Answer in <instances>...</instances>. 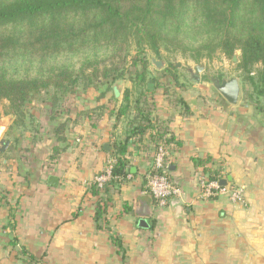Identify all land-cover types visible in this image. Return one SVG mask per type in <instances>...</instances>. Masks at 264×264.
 Returning <instances> with one entry per match:
<instances>
[{"label": "crops", "instance_id": "obj_1", "mask_svg": "<svg viewBox=\"0 0 264 264\" xmlns=\"http://www.w3.org/2000/svg\"><path fill=\"white\" fill-rule=\"evenodd\" d=\"M167 81L189 112L157 86L152 121L166 127L167 175L180 196L163 207L147 196L155 131L131 135L133 114L117 115L132 84L78 87L46 133L15 134L0 152V264H264V108L254 107L241 84L231 104L209 81ZM59 121L66 122L64 141L54 135ZM126 138L131 177L92 194V179ZM54 146L63 150L50 162ZM207 170L241 186L244 202L201 198L197 176L208 177ZM102 200L105 214L96 222ZM145 208L148 226L140 227Z\"/></svg>", "mask_w": 264, "mask_h": 264}, {"label": "trees", "instance_id": "obj_2", "mask_svg": "<svg viewBox=\"0 0 264 264\" xmlns=\"http://www.w3.org/2000/svg\"><path fill=\"white\" fill-rule=\"evenodd\" d=\"M161 47L195 63L218 52L232 59L240 50L237 69L257 97L264 95V0H0V101H7L5 114L14 115L15 124L25 105L41 94H49L52 107H58L78 87L127 80L132 88L124 90L117 115L133 114L131 135L154 130L155 145L166 144V127L152 121L154 101L147 88L156 80L149 77L146 50L161 57ZM173 69L169 65L161 71L181 85ZM158 82L170 103H180L188 113L186 103L169 92L170 82ZM249 98L261 111L258 99ZM65 129V121L55 126L58 141L65 140ZM126 142L114 145L112 178L100 189L91 182L92 194L126 180ZM62 150L54 146L49 161ZM205 172L209 179H220ZM105 206L103 200L96 204V222Z\"/></svg>", "mask_w": 264, "mask_h": 264}, {"label": "rangeland", "instance_id": "obj_3", "mask_svg": "<svg viewBox=\"0 0 264 264\" xmlns=\"http://www.w3.org/2000/svg\"><path fill=\"white\" fill-rule=\"evenodd\" d=\"M129 50H130L129 51L130 54H133L135 52L134 46L131 45ZM160 54H161V58L164 59L165 62L168 63V65H170L171 69L174 68L172 71L175 72V76H177L180 81L184 82L186 86H190L191 85L190 83L193 81L187 69L192 68L191 66L198 64L204 67V70L200 71L199 73L200 80L209 81V79L215 80L220 77L222 78H227L230 76L236 77L237 80L240 82L239 85L240 84L242 85V93L244 94L246 90V93L252 95L253 98H257L259 104H262L264 108V95H260L259 97L256 96V94L252 90V86L250 85L249 81L246 79L243 73L237 69V65H236L237 60L233 61L232 59H229L226 56H224L222 53L218 52L214 54L211 59H202L199 63H195L187 56L182 55L180 52H169L166 51L163 47L160 48ZM146 55L148 59L151 56H154L150 50H146ZM175 64H178V66H175ZM257 68L258 65L253 67V72L251 73L252 76H255V70ZM162 72L163 71L161 70L157 71L155 69H153L152 72H149V77L154 78L156 80L155 83L154 82L149 83L150 84V88H148L149 90L152 91L155 87H157L156 86L157 80H159L158 83L167 82L168 78H166L165 77L166 75ZM99 84L102 85L100 80L96 85ZM96 85H94L93 88H96ZM168 90L169 92L173 91V89L170 87H168ZM213 90L215 91L214 87L212 86V91ZM135 94H136L135 90L132 89L130 96L131 99L134 98ZM60 105H58V107ZM6 107H7V101L1 100L0 118H4L6 116L11 115V114H5ZM58 107L57 105L55 107H52L49 94L48 95L41 94L35 97L32 101L28 102L25 105L23 116H19L15 124H13L15 117L14 115H11L12 123L9 125L7 131L5 132V135L2 136V139L3 140L11 139L13 146V144L15 143L14 142L15 134H21V132H24L26 130L30 132L34 130L39 131L40 128L43 129L44 133H46L50 129L49 118L52 119L53 115L56 116L57 114H61V111L58 109ZM6 151L7 150L2 152V154L4 155Z\"/></svg>", "mask_w": 264, "mask_h": 264}, {"label": "built area", "instance_id": "obj_4", "mask_svg": "<svg viewBox=\"0 0 264 264\" xmlns=\"http://www.w3.org/2000/svg\"><path fill=\"white\" fill-rule=\"evenodd\" d=\"M168 149L163 142L155 146L152 164L150 169L145 173L144 184L146 191L149 192L158 207L165 206L173 197H178L181 194L179 187L174 185L168 178ZM113 159H110L104 169L96 174L92 179V183L96 188H102L105 182L112 178ZM131 174L126 175V179L130 178ZM199 187V196L203 199H209L216 196H225L230 202L243 203L244 191L241 186L226 183L221 185L219 179H209L204 174L197 176Z\"/></svg>", "mask_w": 264, "mask_h": 264}, {"label": "water", "instance_id": "obj_5", "mask_svg": "<svg viewBox=\"0 0 264 264\" xmlns=\"http://www.w3.org/2000/svg\"><path fill=\"white\" fill-rule=\"evenodd\" d=\"M238 54H240V50H236L235 53L233 54V56H232L233 61L237 60ZM165 65H166V62L161 57L151 56L149 58V66H151L157 70L164 68ZM175 65L178 66V64H175ZM203 69H204V67L201 65H198V64L192 66V68L189 69L191 79L198 82L200 79L199 73ZM212 84H213V87L217 90V92L228 103L235 104L237 102L238 93H239V84H238V80L236 77L230 76L227 78H222L220 80L213 82ZM147 88H150L149 83L147 84ZM11 123H12V116L11 115L6 116L4 118H0V152H4L9 145V140H3L2 136L5 134V132L7 131L8 127ZM103 148L106 150H109V145L104 144ZM219 182L221 185H225L227 183V178L219 179ZM48 183L51 185L56 183V177L50 176L48 178ZM147 196H149L151 198V200H153V198L149 192H147ZM145 206L147 207V205H145ZM139 215L141 216V218L138 220V226L147 227L148 224L145 220V217L149 215L147 208H145V210H142L141 212H139Z\"/></svg>", "mask_w": 264, "mask_h": 264}, {"label": "flooded vegetation", "instance_id": "obj_6", "mask_svg": "<svg viewBox=\"0 0 264 264\" xmlns=\"http://www.w3.org/2000/svg\"><path fill=\"white\" fill-rule=\"evenodd\" d=\"M175 66H176V65H175ZM167 67H169L168 63H166V65H165V67H164V68H167ZM164 68H162V69H164ZM189 69H190V68H188V69H187V71H188V73H189V75H190ZM203 70H204V69H203ZM220 79H222V77H220V78H217V79H215V80H212V79L210 80V79H209V82H210V83H211V85L213 86V84H212V83H213V82H215V81H217V80H220ZM207 81H208V80H207Z\"/></svg>", "mask_w": 264, "mask_h": 264}]
</instances>
